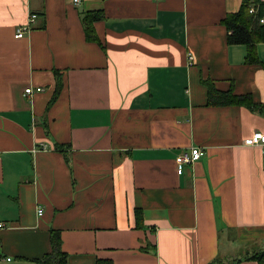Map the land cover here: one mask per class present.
<instances>
[{"label":"crops","instance_id":"obj_1","mask_svg":"<svg viewBox=\"0 0 264 264\" xmlns=\"http://www.w3.org/2000/svg\"><path fill=\"white\" fill-rule=\"evenodd\" d=\"M244 1L0 0V264H38L51 229L67 264H257L264 42L248 64L221 24ZM203 81L258 108L207 105Z\"/></svg>","mask_w":264,"mask_h":264},{"label":"trees","instance_id":"obj_2","mask_svg":"<svg viewBox=\"0 0 264 264\" xmlns=\"http://www.w3.org/2000/svg\"><path fill=\"white\" fill-rule=\"evenodd\" d=\"M250 4L256 6V12L250 13ZM264 16V1L261 0H245L240 8L235 13L227 14L222 20L221 24L228 31L227 40L230 44H243L246 48L245 61L248 64L259 63L256 46L259 43L264 42V25L259 23V19ZM82 23L84 27L85 38L88 42L98 43L103 48L102 42L98 38L96 32H94V21L102 18L101 11L86 12L82 17ZM54 76L56 78V86L54 94L49 101V105L53 103L60 93L61 75L57 70H54ZM212 82L203 81V85L207 89V105H216L222 107L225 105L231 106H244L246 109L253 111L258 108L254 102H252L250 96L234 95L232 90L218 92ZM57 151H68L69 147H65L63 144L57 143L54 146ZM138 212V211H137ZM50 251L44 255L41 259L37 260L38 264H67V254L61 248L60 232L49 230ZM251 260L257 262V264H264V247L260 248L254 254L248 257ZM212 264H217L215 261Z\"/></svg>","mask_w":264,"mask_h":264},{"label":"built area","instance_id":"obj_3","mask_svg":"<svg viewBox=\"0 0 264 264\" xmlns=\"http://www.w3.org/2000/svg\"><path fill=\"white\" fill-rule=\"evenodd\" d=\"M80 0H74V4H79ZM158 1V0H157ZM264 0H261V2H263ZM250 13H255L256 12V6H254L253 4H250L249 7V11ZM36 16L34 14H29L28 16V22L26 24H24V26L19 27L18 29H16L15 34H13L16 38L20 39L24 36V33L28 32L30 29V23H32L35 19ZM259 23L264 25V18L261 17L259 19ZM188 59L190 61H192V57H188ZM42 88H36L35 90H33L32 87H28L24 90L25 95H32V93L34 92H41ZM244 145L247 146H255V145H260L262 151H264V134H262L259 131L254 132L250 138H245ZM203 154H205V152L200 149V148H186L184 149L179 155L176 156L175 158V162L177 164V166H181L184 165L185 163H194L196 161H198ZM38 216L42 215L41 210H38ZM0 227H2V225L0 224Z\"/></svg>","mask_w":264,"mask_h":264}]
</instances>
